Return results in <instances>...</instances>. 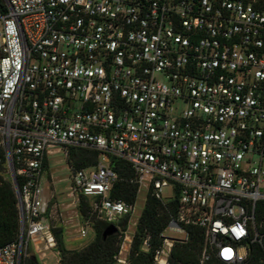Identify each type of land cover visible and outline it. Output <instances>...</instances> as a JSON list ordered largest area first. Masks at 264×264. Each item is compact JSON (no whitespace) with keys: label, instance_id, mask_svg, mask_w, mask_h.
I'll return each mask as SVG.
<instances>
[{"label":"built area","instance_id":"1","mask_svg":"<svg viewBox=\"0 0 264 264\" xmlns=\"http://www.w3.org/2000/svg\"><path fill=\"white\" fill-rule=\"evenodd\" d=\"M4 1L0 145L20 233L0 264L61 263L65 198L41 181L50 157L72 149L99 153L95 167L72 170L80 238L134 214L111 198L116 159L139 191L176 203L167 229L184 239L163 234L155 264H169L189 227L204 233L202 263L246 264L252 245L264 249V0Z\"/></svg>","mask_w":264,"mask_h":264},{"label":"trees","instance_id":"2","mask_svg":"<svg viewBox=\"0 0 264 264\" xmlns=\"http://www.w3.org/2000/svg\"><path fill=\"white\" fill-rule=\"evenodd\" d=\"M7 13L4 0H0V16ZM99 160V153L90 149H72L68 157V164L72 170L95 167ZM112 167L119 174V182L111 193L112 199L125 200L136 204L139 194V185L133 182L134 173L130 166L122 160L114 159ZM176 214V203L163 204L152 192H149L145 208L138 220L137 229L128 256V264H155V251L163 245V234ZM81 215H87V204L82 199ZM130 216L123 219L118 225L119 231L107 239L103 232L108 224L100 222L96 226L94 241L81 251L69 250L65 245L64 230L55 232L57 249L61 254L60 264H116L117 256L124 233L127 231ZM258 223L264 232V203L258 206ZM188 238L174 245L169 264H228L216 257L202 263L205 249V237L201 229L189 227ZM20 233V214L17 198L12 181L8 173L7 158L4 149L0 146V247L7 246L18 240ZM149 238L150 250H142L143 244ZM22 264H40L33 257L25 258ZM246 264H264V249L252 245L249 261Z\"/></svg>","mask_w":264,"mask_h":264},{"label":"rangeland","instance_id":"3","mask_svg":"<svg viewBox=\"0 0 264 264\" xmlns=\"http://www.w3.org/2000/svg\"><path fill=\"white\" fill-rule=\"evenodd\" d=\"M2 29V22L0 21V30ZM1 146V145H0ZM71 176L72 169L68 164V159L64 153H59L51 156L49 159V169L42 177V187L45 189V194L50 195L52 190H55L57 194H62V224L61 228L64 230L65 245L69 250L81 251L89 246L95 239V235L91 233L86 238H80L78 234L79 217L74 206H70L71 201L68 198V193L71 190ZM50 177L53 179V187L50 186ZM148 191L145 187H142L138 194V199L135 206L134 214L130 217L127 231L124 233L123 240L120 246V252L117 259H128L130 249L133 243L135 232L137 229L138 220L145 208ZM164 198L167 202L173 198V191L171 188H166L164 191ZM165 236H175L177 239H184V235L173 233L170 229H167L164 233ZM185 241V240H184ZM50 264L56 263L55 259L48 261ZM116 264H120L117 260Z\"/></svg>","mask_w":264,"mask_h":264},{"label":"water","instance_id":"4","mask_svg":"<svg viewBox=\"0 0 264 264\" xmlns=\"http://www.w3.org/2000/svg\"><path fill=\"white\" fill-rule=\"evenodd\" d=\"M118 231H119L118 227H116L115 225H110L103 232V238L107 239L109 236L117 233Z\"/></svg>","mask_w":264,"mask_h":264},{"label":"clouds","instance_id":"5","mask_svg":"<svg viewBox=\"0 0 264 264\" xmlns=\"http://www.w3.org/2000/svg\"><path fill=\"white\" fill-rule=\"evenodd\" d=\"M242 234V233H241Z\"/></svg>","mask_w":264,"mask_h":264}]
</instances>
